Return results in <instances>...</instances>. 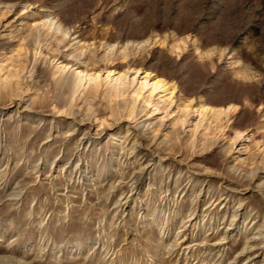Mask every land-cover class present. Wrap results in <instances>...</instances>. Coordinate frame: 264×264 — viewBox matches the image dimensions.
Listing matches in <instances>:
<instances>
[{
  "label": "rangeland",
  "instance_id": "374dc122",
  "mask_svg": "<svg viewBox=\"0 0 264 264\" xmlns=\"http://www.w3.org/2000/svg\"><path fill=\"white\" fill-rule=\"evenodd\" d=\"M0 264H264V0H0Z\"/></svg>",
  "mask_w": 264,
  "mask_h": 264
}]
</instances>
